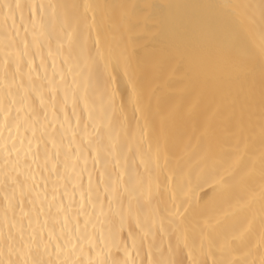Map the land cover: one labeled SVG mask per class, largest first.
Segmentation results:
<instances>
[{"label": "snow or ice", "instance_id": "snow-or-ice-1", "mask_svg": "<svg viewBox=\"0 0 264 264\" xmlns=\"http://www.w3.org/2000/svg\"><path fill=\"white\" fill-rule=\"evenodd\" d=\"M172 7L0 0L3 71L11 76L0 89V264H249L237 254L250 237L221 234L203 216L190 195L193 174L170 145L171 112L154 118L146 95L162 54L143 55L141 39L161 30L157 10ZM223 7L249 76L257 56L260 76L259 131L251 115L229 117L224 142L233 164L243 145L252 163L258 152L264 171V0ZM251 101L249 91V110ZM216 183L225 186V177ZM260 239L264 247V232Z\"/></svg>", "mask_w": 264, "mask_h": 264}, {"label": "bare ground", "instance_id": "bare-ground-1", "mask_svg": "<svg viewBox=\"0 0 264 264\" xmlns=\"http://www.w3.org/2000/svg\"><path fill=\"white\" fill-rule=\"evenodd\" d=\"M40 2L55 3L57 0ZM151 2L176 5L163 13L157 10V22L164 21L161 30L141 39L143 55L162 54L160 70L145 82L146 95L152 97L153 116L159 119L171 112L170 145L174 154L181 158L180 166L193 174L190 195L200 203L203 216L221 234L230 237L245 232L250 237V246L241 249L237 257L247 260L249 264H260L264 253V247H260L261 233L264 232V171L258 161V152L255 163H252L243 145H240L238 152L240 162L233 164V153L224 142V124L229 117L238 119L242 115L247 122L251 115L256 131H259V57L256 60V73L250 77L247 72L248 58L233 40L231 30L223 23L228 12L223 5L240 0ZM244 2L259 4V0ZM113 32L119 42V25L114 26ZM4 35L0 32V89L6 90L11 85V76L5 77L3 71ZM7 36L10 39L11 33ZM22 36L23 32L17 40ZM28 40L31 42V35ZM42 55L50 64L52 58L48 56L47 46L42 47ZM39 62L40 57L37 56L36 64L39 65ZM19 79L17 77V82ZM249 91L252 93L250 110L245 103ZM2 118L0 115V121ZM7 135L4 132L5 138ZM173 163L175 161H171L170 165ZM4 167L3 157H0V169ZM17 171L22 172L23 168L18 165ZM219 176L225 177L223 187L216 183ZM3 195L0 191V200ZM3 224L4 208L0 204V226Z\"/></svg>", "mask_w": 264, "mask_h": 264}]
</instances>
